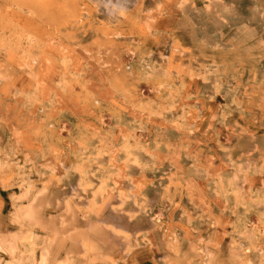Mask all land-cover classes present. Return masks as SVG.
<instances>
[{"label":"rangeland","instance_id":"rangeland-1","mask_svg":"<svg viewBox=\"0 0 264 264\" xmlns=\"http://www.w3.org/2000/svg\"><path fill=\"white\" fill-rule=\"evenodd\" d=\"M0 264H264V0H0Z\"/></svg>","mask_w":264,"mask_h":264}]
</instances>
